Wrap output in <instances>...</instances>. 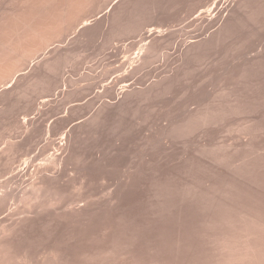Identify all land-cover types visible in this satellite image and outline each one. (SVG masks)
<instances>
[{
    "label": "rangeland",
    "instance_id": "374dc122",
    "mask_svg": "<svg viewBox=\"0 0 264 264\" xmlns=\"http://www.w3.org/2000/svg\"><path fill=\"white\" fill-rule=\"evenodd\" d=\"M53 1L56 0H52L49 4ZM104 1H106L105 4ZM109 1L112 0H101V2L95 0L82 15L93 10L98 11V8L104 10ZM223 1L220 0L219 4V0H152L147 5L146 11L144 9L145 17L140 21L142 24L139 22L140 27L144 26L143 30L134 33L136 36L131 33V36L129 34L120 38L115 36L116 39L111 38V26L107 22V15L103 16L105 20L101 18L92 21L90 26L93 27H97L101 21L103 24L102 32L93 39L87 40L84 37L82 39L79 37L80 34L73 33L72 29L68 33L66 31L63 37L57 39L59 42L55 45H60V50L62 48L64 52L66 49L72 50V59L68 53L67 57L71 60L65 57L63 61L69 62H62L61 69L48 73L51 82L45 87L39 86L42 87L41 89L39 87H34L35 90L28 89V92H25L26 96L24 95L27 99L20 95L22 99L20 96H13L11 101H3L5 104H2L0 100L3 105L0 104V191L2 190L0 196L6 194H10L9 197L12 196L0 210V224L9 223L14 228L2 240L0 264H26L25 259L29 264H45L53 253L59 256L58 259H62L63 264H227L229 262V264H253V262L264 264V255H262L264 254V9H262L264 0H253L254 4L246 8L249 11L245 9L241 12L242 23L238 24L229 37L215 43L210 41L211 44L206 45L205 41L209 42L207 40L221 25L219 9ZM24 2L25 0H0V24L5 23L13 14V17L17 14L19 16V12L22 14L24 10H28L27 14L32 11L33 15L30 14L33 17L38 16L39 20L37 17L36 20L40 22L42 17H51L57 9L50 5L52 10L49 11L48 6L45 7L48 8L46 10L42 6L35 7L34 3L30 7ZM258 6L261 7V10H258L259 14L255 13L257 9H260L256 8ZM204 9H207L206 13ZM200 10L204 11V14ZM207 11L210 12L207 13ZM254 13L256 16L253 17ZM41 15L42 17H39ZM34 19L35 17L32 23H36ZM159 26H163L160 28L165 31L167 35L165 33L164 35L167 37L162 36L163 42L157 43L152 55L158 59L159 54L162 53L165 59L161 56L158 60L156 59V63L153 62L151 68L147 67L141 73L143 82H138L137 79L132 80L134 76L127 72L124 74V71L130 65V61L136 62L134 59L138 60L139 57L147 55L144 51L148 48H143L146 47L147 41L145 39V43L143 42L145 37L142 34L152 27ZM169 35L173 36L170 38ZM200 39H202L201 42L204 39V44L200 42ZM108 40L112 42L109 43ZM166 40L169 42H165ZM170 41L171 45H169ZM196 41L199 42L198 44L201 43L202 51H195L197 56L192 51L195 54L188 56L185 47L187 55L184 56L186 54L184 46ZM181 51L185 52L184 55ZM49 52L45 56L53 54L51 49ZM142 53L145 55L141 56ZM39 60L35 61L36 67L31 66L26 71L27 77L39 67ZM123 61H126L124 71L117 70L124 74L121 73L122 77L126 75L125 79H122L124 80L122 84L121 80H118L119 82L117 79L114 80L117 74L111 73L115 72L113 69L119 67ZM247 61H255L256 65L253 70L243 74V77L240 72ZM106 69L113 71L111 73L108 71L110 75H107ZM164 78L166 80L163 81ZM160 79L163 82L159 84L163 86L157 88L158 85L157 87L153 85L156 87L155 91L150 88L148 92L153 90L151 93L145 92L146 87ZM111 81L113 84L110 83ZM114 82L118 84L113 88ZM106 84L110 85L106 86ZM103 85L109 93L106 97L103 94ZM128 85L129 88H127ZM164 86L167 88L165 89ZM124 87L129 90L143 88L144 94L141 92L143 94L141 95L138 90L139 94L135 93V97L132 95L133 98L130 99V97L128 100L130 102H124L125 105L123 103V110L122 107H118L122 106V99H124L122 93L126 90ZM33 90L36 93H33ZM80 90L82 94L71 95L72 92L77 93ZM95 93L98 95L102 93V97ZM95 95L96 99L97 96L99 98L97 100L93 98L95 100L93 104L91 99ZM43 97H48L50 102ZM44 100L49 103H43ZM76 103H82L78 104L82 106L75 108L79 113L74 112L75 109L72 113V107L69 104L74 106V104L77 105ZM104 104L112 105L107 110L106 121L93 130L88 129L87 132L82 133L83 136L78 135L81 138L78 139L80 144L75 145L76 154L68 164H63L60 171L61 165H58L56 167L58 169L51 168L50 171L39 172L35 165L39 164V160L43 158L42 155L49 151L48 154L58 151L59 143L68 138V132L71 133L72 128L79 125V122L85 123L84 120L95 114ZM229 107H234L233 110L239 107V113L237 111L234 113L232 110L231 113H227L228 115H216L217 120L213 118L210 121L211 124L197 125L195 129L177 134L179 136L173 133L168 134L169 132L165 130L173 122L181 123L185 116L189 115L188 113L207 109L229 110ZM60 116H62L61 119L58 118ZM22 117L25 119L27 117V121ZM73 118L76 120L74 121ZM55 122H64V127L60 124L61 132L55 133L56 136L50 134L52 135L50 137L47 129L55 125ZM61 127L66 128L63 131ZM242 128L244 130H241ZM51 139H54L53 142ZM9 142L16 146L12 151L7 150ZM49 143L54 144L49 146ZM47 144L52 149L44 148ZM42 174L43 176L60 175L58 186L44 185L38 193H31L32 185L41 182ZM27 193L29 194L24 200ZM248 246L254 249L251 251ZM232 249L236 250L232 252ZM241 250L240 254L244 256L240 255V257L244 261H248L246 255L249 256L248 253L251 254V252L253 256L249 259L253 261L249 260L250 262L247 263V261H240V258L238 260V251ZM254 250L256 253L253 252ZM260 257L262 259L258 260ZM222 258L225 259L222 260ZM59 261H56V264H59Z\"/></svg>",
    "mask_w": 264,
    "mask_h": 264
},
{
    "label": "bare ground",
    "instance_id": "6f19581e",
    "mask_svg": "<svg viewBox=\"0 0 264 264\" xmlns=\"http://www.w3.org/2000/svg\"><path fill=\"white\" fill-rule=\"evenodd\" d=\"M51 1L52 0H25V2L24 3H26V5L27 6H29L30 5V7H31V4H33V5H35V7L37 6H42L44 9H46L45 7H47L48 6V8H49V11H51L52 9H51V6L50 5H53L52 6V8L53 7H55V8H57L54 12H53V14H51V17H50V19H49V17L47 18L46 16H45V14H46V12H45V14H42L43 16H45V17H42V15L41 16H39V17H42L41 19H40V22L38 21L37 22V20H39V18H38V16H35L34 15V17H35V19L34 20H36V17L38 18L37 20H36V23L34 22V23H32V21H33V14H32V11L31 12H29L28 14H27V11L28 10H24V12L21 14V12H19L20 13V15L18 16V14L17 13H15V14H17L15 17H13V15L9 18V19H7V21H5V23H3V24H0V25H2V27L0 28V95H1V97H0V100L2 101V104L4 103V102H7V101H11V98L13 99V96L15 97V96H20V95H22V97L23 98H25L24 97V95L28 92V89H31V88H33L34 90H35V88L34 87H39V86H43L44 85V87H45V85H47V84H49L50 82H51V78L49 77V75H48V73H50V72H56L57 71V69L59 70V69H61V64H62V62H64L63 61V59H65V57H66V59H68V57H67V55H68V53H70V55H71V53H73L72 52V50H69V49H66L65 50V52H64V49H62L61 48V50H60V45H55L57 42H59V40H57V39H59V38H61V37H63L64 36V34H65V32L66 33H68L71 29L73 30V33H79L80 34V36L79 37H84V39L85 38H87V40H88V38H94V37H96L97 35H98V33L100 34L101 32H102V30H103V24H102V21H101V23L100 24H98L97 25V27L95 26V27H93V26H90V25H92V21H96V20H100L101 18H103V16L104 15H107V22H109L110 23V29H111V35H109V37L111 36V38L112 37H114V39H116L115 38V36L117 37V36H119V38H120V36H124V35H129L130 34V36H131V33H133V35H134V33H138V32H140V30L144 27H140V24H139V22L141 21V19L143 18V17H145V11H146V7H147V5L150 3V1H152V0H112V1H109L110 3L108 4V6L107 7H105L104 8V10H99V8H98V11H95V10H93V12H90V13H87V14H85V15H82L85 11H86V8L90 5V4H92V3H94L95 2V0H56V1H53L52 2V4H49V3H51ZM58 1V2H57ZM194 1V0H193ZM222 1V0H221ZM252 1L253 0H224L221 4H222V7H221V5H217L218 7L220 6L221 7V9H219L221 12L219 13V10L218 9H216V10H218L217 12L219 13V21H221V25L218 27V29L216 30V32H212L213 33V35H211L212 37H210V39L209 40H207V41H209V42H206L205 41V43H206V45H207V43H208V45L209 44H211L210 43V41L213 43H215V42H219L220 40H222L223 38H225V37H229V35H231L233 32H234V30L236 29V27L238 26V24H241L242 22H241V19H242V17H241V12L242 11H244L247 7H249L251 4H254V3H252ZM263 1V0H262ZM17 2V1H16ZM100 2H101V0H100ZM105 2L106 1H104L103 3L105 4ZM218 2V1H217ZM216 2V3H217ZM53 3H55V4H53ZM97 3V2H96ZM102 3V4H103ZM152 3V2H151ZM18 4V3H17ZM98 4H99V2H98ZM165 4V3H164ZM193 4V3H192ZM219 4H220V0H219ZM257 4H259V3H257ZM263 4V3H262ZM11 5V4H10ZM23 5V4H22ZM32 5V6H33ZM100 5V4H99ZM50 6V7H49ZM98 6V5H97ZM150 6V5H149ZM182 6V5H181ZM253 6V5H252ZM256 6V5H255ZM255 6H254V9H255ZM101 7H102V5H101ZM100 7V8H101ZM153 7H154V5H153ZM209 7H211V6H209ZM219 7V8H220ZM264 7V6H263ZM13 8V7H12ZM27 8V7H26ZM34 8V7H33ZM39 8V7H38ZM48 8L46 9V10H48ZM54 8V9H55ZM89 8V7H88ZM93 8V7H92ZM185 8V7H184ZM217 8V7H216ZM253 8V7H252ZM256 8H260V9H257V11L255 12V13H257V14H259L258 13V10L260 11L261 10V7H256ZM30 10H31V8H29ZM51 9V10H50ZM144 9H145V11H144ZM148 9V8H147ZM153 9V8H152ZM161 9V8H160ZM159 9V10H160ZM180 9V8H179ZM208 10H210L209 8H207ZM206 9V10H207ZM250 9V8H249ZM262 9H264V8H262ZM41 11L43 10V9H40ZM45 10V11H46ZM203 10V9H202ZM206 10L204 9V11H205V13H206ZM247 11H249L248 9H246ZM256 10V9H255ZM152 11V10H151ZM195 11V10H194ZM204 11H201L200 10V12H204ZM250 11H251V9H250ZM37 12V11H36ZM48 12V11H47ZM87 12V11H86ZM143 12H144V14H143ZM160 12V11H159ZM176 12V11H175ZM210 12V11H209ZM208 11H207V13H209ZM252 12H254V10L252 11ZM251 12V13H252ZM13 13V12H12ZM32 15H31V14ZM43 13H44V11H43ZM50 13H52V12H50ZM50 13H48L49 15H50ZM109 13V14H108ZM195 13V12H194ZM202 13L200 14L199 13V15H202ZM225 13H227V14H225ZM245 13V12H244ZM254 13V14H255ZM81 14V15H80ZM153 14V13H152ZM151 14V15H152ZM155 14V13H154ZM166 14V13H165ZM198 14V13H197ZM204 14V13H203ZM22 15V16H21ZM192 15V14H191ZM218 15V14H217ZM216 15V16H217ZM170 16V15H169ZM247 16V15H246ZM254 16H256V14L255 15H253V17ZM13 17V18H12ZM31 17V18H30ZM33 17V18H32ZM215 17V16H214ZM258 17V16H257ZM256 17V18H257ZM259 17H261V16H259ZM147 18V17H146ZM212 18V17H211ZM217 18V17H216ZM249 18H252V17H249ZM32 19V20H31ZM104 19V18H103ZM260 19V18H259ZM258 19V20H259ZM4 20V19H3ZM6 20V19H5ZM105 20V19H104ZM143 20V19H142ZM150 20V19H149ZM198 20V19H197ZM250 20V19H249ZM252 20V19H251ZM255 20V19H254ZM258 20H256V21H258ZM263 20V19H262ZM154 21V20H153ZM152 21V22H153ZM261 21V20H260ZM264 21V20H263ZM78 22V23H77ZM99 22V21H98ZM106 22V21H105ZM143 22V21H142ZM147 22V21H146ZM241 22V23H240ZM75 23H76V25H75ZM141 23V22H140ZM253 23V22H252ZM264 23V22H263ZM139 24V25H138ZM142 24V23H141ZM152 24V23H151ZM154 24V23H153ZM155 26H156V23H155ZM255 26V25H254ZM160 27H163V26H159L158 28L156 27V28H151V29H148L147 30V32L145 33V34H142L145 38L143 39V38H141V39H143V42L145 43V39H146V43L147 44H145L146 45V47L144 46V44H142L144 47V49H146V48H148V50L146 49V51H144L145 53H147V55H145V53L143 54V55H141V56H144L145 55V57H139L138 58V60H136V59H134L136 62H134V61H130V65L125 69V71H124V69L123 68H125V65H126V61H123L120 65H119V67L117 66V67H115V69H113L115 72H112V71H109V70H107L106 69V74L107 75H110L109 74V72L111 73V74H117V75H115L114 76V80L116 81V79H117V81L119 80H121V83L122 82H124V80H122L123 78L125 79V76L124 77H122V75H124L125 74V72H127V73H129L130 75H132V76H134L133 77V79L132 80H138V82H143V81H141L142 79H143V77L141 76V73L147 68V67H150L151 65H153L154 63H156V59L153 57V51H154V49H155V47H157L156 45H158L159 43H160V41H162L163 42V40H164V37H162L163 35H164V33H165V31L163 30V29H161ZM165 27V26H164ZM170 27V26H169ZM168 27V28H169ZM244 27V26H243ZM244 28H246V27H244ZM250 28V27H249ZM256 28V27H255ZM260 28H262V27H260ZM165 29V28H164ZM171 29V28H170ZM169 29V31H171ZM143 30V29H142ZM251 30V29H250ZM249 30V31H250ZM173 31V30H172ZM239 31V30H238ZM245 31V30H244ZM252 31H254V30H252ZM248 32V31H247ZM144 33V32H143ZM168 33V32H167ZM249 33H251V31L249 32ZM254 33V32H253ZM70 34V33H69ZM110 34V33H109ZM140 34V33H139ZM166 34V33H165ZM169 34V33H168ZM172 34V33H171ZM170 34V35H171ZM72 35V34H71ZM167 35V34H166ZM170 35H169V37H170ZM237 35V34H236ZM255 35V34H254ZM69 36V35H68ZM75 36V35H74ZM134 36H136V35H134ZM165 36V35H164ZM173 36V35H172ZM171 36V37H172ZM248 36V35H247ZM252 36V35H251ZM71 37V36H70ZM142 37V36H141ZM165 37H167V36H165ZM168 37V38H169ZM170 37V38H171ZM237 37H239V36H237ZM250 37V36H249ZM253 37V36H252ZM65 38V37H64ZM68 38V37H67ZM76 38H77V36H76ZM110 38V39H111ZM137 38V37H136ZM80 39V38H79ZM83 39V38H82ZM81 39V40H82ZM109 39V38H108ZM127 39V38H126ZM65 39H63V41H64ZM169 40V39H168ZM168 40H166L165 42H167ZM171 40V39H170ZM173 40V39H172ZM201 40L202 39H200V42H201ZM231 40V39H230ZM74 41H76V39L74 40ZM78 41V40H77ZM80 41V40H79ZM96 41V40H95ZM94 41V42H95ZM112 41H113V39H112ZM111 40H108V42L110 43V42H112ZM119 41V40H118ZM132 41V40H131ZM247 41V40H246ZM124 42V41H123ZM130 42V41H129ZM142 42V43H143ZM159 42V43H158ZM169 42V41H168ZM203 42H204V39H203ZM203 42H201L202 44H204ZM243 42H245V41H243ZM75 43V42H74ZM82 43V42H81ZM158 43V44H157ZM174 43V42H173ZM190 43V42H189ZM199 42L198 41H196V42H194V43H190V44H186L185 46H184V50H185V47H186V49H187V52H188V56L190 55V54H192L193 52H195V51H200L202 48H201V43L200 44H198ZM251 43V42H250ZM76 44V43H75ZM92 44V43H91ZM105 44V43H104ZM126 44H128V43H126ZM169 44V43H168ZM172 44V42L170 41V44L169 45H171ZM235 44V43H234ZM239 44V43H238ZM53 45H55L54 47H52ZM107 45V44H106ZM167 45V44H166ZM168 45V46H169ZM178 45V44H177ZM206 45H204V46H206ZM214 45V44H213ZM247 45V44H246ZM82 46V45H81ZM86 46V45H85ZM104 46V45H103ZM109 46H112V45H109ZM173 46V45H172ZM175 46V45H174ZM243 46H244V44H243ZM107 47V46H106ZM213 47V46H212ZM234 47V46H233ZM253 47V46H252ZM142 48V47H141ZM168 48V47H167ZM237 48V47H236ZM239 48V47H238ZM51 49V52L53 53H51L52 55L50 56V55H46L45 56V54H48V52H49V50ZM121 49V48H120ZM164 49V48H163ZM104 50V49H103ZM183 50V51H184ZM83 51V50H82ZM119 50H117V52H118ZM151 53H149V52ZM191 51V52H190ZM193 51V52H192ZM202 51V50H201ZM88 52V51H87ZM91 52V51H90ZM100 52V51H99ZM143 52V51H142ZM162 52V51H161ZM165 52V51H164ZM185 52H186V50H185ZM184 52V53H185ZM187 52H186V54L184 55V53L181 51V53H183V55L184 56H186L187 55ZM259 52V51H258ZM50 53V52H49ZM149 53V54H148ZM160 53V52H159ZM196 53V56H197V52H195ZM195 53H193L192 55H194ZM88 54V53H87ZM116 54V53H115ZM127 54H129V53H127ZM165 54V53H164ZM199 54V53H198ZM97 55V54H96ZM131 55V54H130ZM166 55L168 56V54L166 53ZM165 55V57H167ZM48 56H50V57H48ZM128 56V55H127ZM161 56H162V59L164 58V56L162 55V53L161 54H159V58H161ZM191 56V55H190ZM245 56V55H244ZM262 56H263V54H262ZM43 57V58H42ZM74 57V56H73ZM112 57V56H111ZM116 57V56H115ZM118 57V56H117ZM123 57V56H122ZM199 57V56H198ZM247 57V56H246ZM71 59H72V55H71V57H70ZM158 58V59H159ZM40 59V60H39ZM71 59H68L69 61L71 60ZM74 59V58H73ZM108 59V58H107ZM157 59V60H158ZM165 59V58H164ZM251 59V58H250ZM254 59V58H253ZM259 59V58H258ZM37 60H39L38 61V66L39 67H37L36 69H35V72L33 73V74H31V76H29V77H27L28 75H26V71L31 67V66H34L35 64H36V62L35 61H37ZM68 60H66V61H68ZM129 60V59H128ZM128 60H127V62H128ZM65 61V62H66ZM68 61V62H69ZM160 61V60H159ZM262 61V60H261ZM264 61V60H263ZM64 62V63H65ZM67 62V64H69ZM76 62V61H75ZM79 62H81V61H79ZM154 62V63H153ZM64 63H63V65H64ZM40 64V65H39ZM67 64H65V65H67ZM37 65V64H36ZM75 65V64H74ZM255 61H247L244 65H243V69L241 70V72H240V75L241 76H243V74H245V73H248L249 72V70H253V68L255 67ZM58 66H60V68H58ZM70 66V65H69ZM34 67H36V66H34ZM65 67V66H64ZM81 67V66H80ZM106 68V67H105ZM114 68V67H113ZM151 68V67H150ZM241 68V67H240ZM257 68V67H256ZM255 68V69H256ZM34 69V68H33ZM62 69H64V68H62ZM67 69V68H66ZM239 69V68H238ZM254 69V70H255ZM261 69V68H260ZM75 70V69H74ZM73 70V71H74ZM120 70V71H124V74L122 73V75H121V73L120 72H118V71ZM109 71V72H108ZM116 71H117V73H116ZM32 72V71H31ZM79 72V71H78ZM108 72V73H107ZM118 73H120L119 75H118ZM233 73H235V71H233ZM238 73V72H237ZM252 73V72H251ZM256 73V72H255ZM51 74V73H50ZM56 74V73H55ZM106 74H105V76H106ZM53 75V74H52ZM75 75H77V74H75ZM89 75V74H88ZM88 75H86V76H88ZM96 75V74H95ZM259 75V74H258ZM62 76V75H61ZM86 76H85V79H86ZM128 76V75H127ZM150 76V75H149ZM167 76V75H166ZM231 76V75H230ZM255 76V75H254ZM63 77V76H62ZM90 77V76H89ZM89 77H87V78H89ZM108 77V76H107ZM144 77H145V75H144ZM244 77V76H243ZM250 77V76H249ZM82 78H84V77H82ZM91 78V77H90ZM113 78V77H112ZM129 78L131 79V77L129 76ZM135 78V79H134ZM142 78V79H141ZM147 78H148V76H147ZM166 78V77H165ZM163 79V81L164 80H166V79ZM237 79V78H236ZM241 79V78H240ZM70 80V79H69ZM72 80V82H74V80H73V78L71 79ZM79 80V79H78ZM88 80V79H87ZM108 80V79H107ZM148 80V79H147ZM229 80V79H228ZM245 80V79H244ZM19 81V82H18ZM54 81V80H53ZM118 81V82H119ZM161 81H162V79H160V80H158V81H154V82H152L151 83V85H149L148 87H146V89H147V91H145V89H144V91L146 92V93H151L154 89L156 90V87H157V85H158V87L157 88H159V86L161 87V86H163V85H160L161 84ZM162 81V82H163ZM223 81V80H222ZM241 81V80H240ZM264 81V80H263ZM18 82V83H17ZM72 82H71V85L73 86V84H72ZM104 82H106V81H104ZM109 82V81H108ZM113 81H111L110 83H112ZM118 82H114V85H113V88H114V86L116 85V84H118ZM234 82V81H233ZM244 82V81H243ZM60 83V82H59ZM88 83V82H87ZM107 83V82H106ZM134 83H136V81H134ZM160 83V84H159ZM238 83V82H237ZM263 83V82H262ZM14 84H17V85H14ZM52 84V83H51ZM70 84V83H69ZM113 84V83H112ZM123 84V83H122ZM137 84V83H136ZM57 85V84H56ZM105 85V84H104ZM104 85H103V87H102V89H103V94L105 95V97L107 96V95H109V93H107V89H105V87H104ZM110 85V84H109ZM109 85H107L106 84V86H109ZM133 85V84H132ZM135 85V84H134ZM153 85H156V87L155 86H153ZM167 85V84H166ZM239 85V84H238ZM49 86V85H48ZM120 86V85H119ZM152 86V87H151ZM168 86V85H167ZM167 86L165 87V89L167 88ZM43 87V88H44ZM53 87V86H52ZM111 87H112V85H111ZM127 87V86H126ZM155 87V88H154ZM163 87V88H164ZM235 87V86H234ZM40 88V87H39ZM42 88V87H41ZM40 88V89H41ZM54 88V87H53ZM71 88V87H70ZM75 87L73 86V89H74ZM108 88V87H107ZM113 88H112V90H113ZM125 88V87H124ZM127 88H129V85H128V87ZM138 88V87H137ZM153 88V90L152 91H149L148 92V89L149 90H151V89ZM246 88H247V86H246ZM256 88V87H255ZM57 89V88H56ZM109 89V88H108ZM123 89V88H122ZM126 89V88H125ZM34 90L32 91L33 93H36V92H34ZM76 90V89H75ZM112 90H109L110 92L112 91ZM138 90H140V88H138ZM138 90H136L135 88H132L131 90H129V89H126L125 91H123V97L122 98H124V99H122L121 101H122V106H119L118 108H123L124 107V105L126 104V103H124V102H126V101H128V100H130V99H132L133 97H132V95L135 97V93H137V94H139V92H137ZM154 90V91H155ZM232 90V89H231ZM252 90H255V89H252ZM36 91H38V90H36ZM41 91H43V90H41ZM85 91V90H84ZM224 91V90H223ZM26 92V93H25ZM45 92V91H44ZM70 92V91H69ZM80 92H82L81 90L80 91H78L77 93H71V95H75V94H82V93H80ZM102 92V91H101ZM122 92V91H121ZM143 93V88H141V90H140V93ZM243 92V91H242ZM33 93H31V94H33ZM42 93V92H41ZM52 93V92H51ZM54 93V92H53ZM91 93V92H90ZM97 93H98V91H97ZM100 93V92H99ZM141 93V95H143ZM217 93H218V91H217ZM230 93V92H229ZM240 93V92H239ZM92 94V93H91ZM96 94V93H95ZM135 94V95H134ZM226 94V93H225ZM232 94V93H231ZM234 94V93H233ZM28 95V94H27ZM37 95V94H36ZM46 95V94H45ZM68 95V94H67ZM70 95V94H69ZM70 95V97L72 98V96ZM96 95H98V94H96ZM96 95H95V97H92V99L91 100H93V98L94 99H96ZM101 95V96H100ZM104 95H103V97H104ZM140 95V96H141ZM219 95V94H218ZM237 95H238V93H237ZM26 96V95H25ZM49 96V95H48ZM84 96V95H83ZM90 96V95H89ZM94 96V95H93ZM98 96H100V97H102V93L101 94H99ZM97 96V99L99 98ZM207 96V95H206ZM220 96V95H219ZM223 96H224V94H223ZM227 96V95H226ZM229 96H231V95H229ZM233 96V95H232ZM242 96V95H241ZM254 96V95H253ZM31 97V96H30ZM76 97V96H75ZM74 97V98H75ZM88 97V96H87ZM131 97V98H130ZM249 97V96H248ZM4 98V99H3ZM20 98H21V96H20ZM36 98V97H35ZM44 99H46V100H50V99H47L46 97H43ZM130 98V99H129ZM208 98V97H207ZM227 98V97H226ZM231 98V97H230ZM229 98V99H230ZM239 99H240V97H238ZM246 98H247V96H246ZM3 99V100H2ZM17 99H18V97H17ZM16 99V100H17ZM22 99V98H21ZM25 99H27V98H25ZM61 99V98H60ZM66 99V98H65ZM84 99V98H83ZM89 99V98H88ZM96 99V100H97ZM223 100H224V98H222ZM234 98L232 97V100H233ZM37 100V99H36ZM70 100V99H69ZM75 101H76V98L74 99ZM100 100V99H99ZM217 100H219L218 98H217ZM222 100V101H223ZM4 101V102H3ZM31 101V100H30ZM29 101V102H30ZM42 101H43V99H42ZM45 101V100H44ZM48 101H45V102H43V103H47ZM63 101V100H62ZM78 101V100H77ZM85 101V100H84ZM94 101L95 100H93L91 103H93L94 104ZM110 101V100H109ZM17 102H19V101H17ZM22 102V101H21ZM25 102H27V101H25ZM50 102V101H49ZM48 102V103H49ZM52 102V101H51ZM90 102V101H89ZM106 102V101H105ZM128 102H130V101H128ZM127 102V103H128ZM198 102V101H197ZM214 102H215V100H214ZM218 102V101H217ZM228 102V101H227ZM238 102V101H237ZM241 102V101H240ZM250 102H252V101H250ZM32 103V102H31ZM71 103V102H70ZM90 103V104H91ZM121 103V102H120ZM123 103H124V105H123ZM209 103V102H208ZM216 103V102H215ZM214 103V104H215ZM220 103V102H219ZM229 103V102H228ZM231 103H233V102H231ZM230 103V104H231ZM1 104V103H0ZM1 104V105H2ZM5 104V103H4ZM28 104V103H27ZM30 104V103H29ZM51 104V103H50ZM60 104V103H59ZM77 104V103H76ZM78 104H82V103H78ZM75 105L74 104V106H71L70 104H69V106L70 107H72L71 109H72V113H74V112H76V113H79V112H77L78 110H76V109H78L80 106H82V105ZM108 104V103H107ZM102 105L99 109H98V111H96V113L95 114H93L92 116H88V119H85L84 120V122L85 123H82V124H80L81 122H83V121H81V122H79V125L77 126L76 124H73L72 122V124L73 125H76V127L75 126H73L71 123H70V125L71 126H73V127H75V128H72L73 129V131L71 130V133H69L68 132V135L69 136H67L68 138H66V140L64 141L63 139H65V138H63L62 140L64 141V142H60L59 143V149H58V151L56 150L55 152H53V153H51V154H48L50 151V149H52L51 147H48V144L46 145V146H44V148H49V152L48 153H46L44 156L42 155V157L43 158H41V160H39L40 162H39V164H37V165H35L36 166V168H37V170L39 171V172H44V171H50L51 170V168H55V169H58V168H56L58 165H61V168H60V166H59V171H60V169H62V166H63V164L64 165H66V164H68V162L70 161V159L76 154L75 153V145H77V143H79L80 144V142H79V140L81 139V138H79L78 137V135L79 136H81V134L83 133H85V131L87 132V130L89 129V130H93V129H95V127L97 126V125H101V124H104V122L106 121V119H107V110L112 106V105ZM207 104V103H206ZM213 104V105H214ZM222 104H224V103H222ZM240 104V103H239ZM243 104V103H242ZM260 104V103H259ZM12 105V104H11ZM35 105V104H34ZM42 105V104H41ZM66 105V104H65ZM98 105V104H97ZM209 105H211V104H209ZM3 106V105H2ZM15 106V105H14ZM45 106V105H44ZM59 106V105H58ZM89 106V105H88ZM223 106V105H222ZM222 106H220V107H222ZM228 106V105H227ZM238 106H240V105H238ZM245 106V105H244ZM25 107V106H24ZM27 107H28V105H27ZM41 107V106H40ZM39 107V108H40ZM60 107V106H59ZM90 107V106H89ZM88 107V108H89ZM216 107V106H215ZM214 107V108H215ZM243 107V106H242ZM76 108V109H75ZM81 108V107H80ZM218 108V107H217ZM230 108V107H229ZM228 108V109H229ZM232 108V109H231ZM229 110H226V109H224L223 110V108H222V110H220V109H207V110H198V111H195V112H191V113H188L189 115L187 116H185L186 118L181 122V123H176V122H173L172 124H169L170 126L167 128V129H165L167 132H169L168 134H171L172 135V133L173 134H175V135H177V134H182L183 132H186V131H189L190 129H193L195 126H197V125H202L203 126V124H208V123H210V121H212V119L213 118H215L216 119V115H219V116H221L220 114H223L222 116H224V114H226V115H228L229 113H231L232 112V110H233V108L234 107H231ZM239 108V107H238ZM238 108H235L234 110H233V112L235 111H239V109ZM4 109V108H3ZM50 109V108H49ZM57 109V108H56ZM75 109V110H74ZM252 109V108H251ZM5 110V109H4ZM12 110V109H11ZM24 110V109H23ZM73 110H74V112H73ZM122 110V109H121ZM123 110H124V108H123ZM241 110V109H240ZM245 110V109H244ZM249 110V109H248ZM2 111V110H1ZM25 111H27V110H25ZM51 111H53V110H51ZM88 111V110H87ZM231 111V112H230ZM247 111V110H246ZM17 112V111H16ZM19 112V111H18ZM21 112V111H20ZM50 112V111H49ZM234 112V113H235ZM236 112V113H237ZM245 112V111H244ZM3 113V112H2ZM10 113H12V111L10 112ZM52 113V112H51ZM228 113V114H227ZM233 113V114H234ZM239 113V112H238ZM25 114V113H24ZM60 114V113H59ZM119 114V113H118ZM5 115V114H4ZM16 115H17V113H16ZM26 115V114H25ZM83 115V114H82ZM225 115V116H226ZM236 115V114H235ZM235 115H233V117L235 116ZM253 115V114H252ZM77 116V115H76ZM75 116V117H76ZM244 116V115H243ZM4 117V116H3ZM11 117V116H10ZM20 117V116H19ZM61 117L62 116H60V117H58V118H60L61 119ZM232 117V116H231ZM15 118V117H14ZM23 118V117H22ZM29 118H31V117H29ZM33 118V117H32ZM58 118H57V121H58ZM222 118V117H221ZM1 119V118H0ZM21 119V118H20ZM24 120H26L27 119V117H26V119H25V117L23 118ZM63 119V118H62ZM7 120V119H6ZM17 120V119H16ZM64 120V119H63ZM62 120V121H63ZM73 120L75 121L76 119H74L73 118ZM72 120V121H73ZM172 120V119H171ZM217 120V119H216ZM221 120V119H220ZM5 121V120H4ZM18 121V120H17ZM27 121V120H26ZM30 121V120H29ZM28 121V122H29ZM177 121V120H176ZM223 121V120H222ZM41 122V121H40ZM4 123V122H3ZM6 123V122H5ZM26 123V122H25ZM24 123V124H25ZM64 123V122H63ZM63 123H56L55 122V125L53 124L52 126H49V128L47 129L48 130V133H49V136L50 137H52V135L54 134L55 135V133H60L61 131H60V124H62L61 126H63ZM76 123H78V122H76ZM215 123V122H214ZM43 124V123H42ZM120 124V123H119ZM211 124V123H210ZM213 124V123H212ZM217 124V123H216ZM0 125H1V123H0ZM28 125V124H27ZM69 125V126H70ZM115 125V124H114ZM215 125V124H214ZM253 125V124H252ZM47 126V125H46ZM165 126V125H164ZM205 126V125H204ZM208 126V125H207ZM216 126V125H215ZM243 126H246V125H243ZM247 126H248V124H247ZM10 127V126H9ZM11 127H13V126H11ZM20 127V126H19ZM26 127V126H25ZM38 127V126H37ZM64 127V126H63ZM92 127H94V128H92ZM99 127V126H98ZM31 128V127H30ZM62 128V127H61ZM66 128V127H65ZM65 128H62V130L64 131V129ZM90 128H92V129H90ZM113 128V127H112ZM122 128V127H121ZM166 128V127H165ZM197 128V127H196ZM11 129V128H10ZM16 129H17V127H16ZM36 129V128H35ZM195 129V128H194ZM252 129V128H251ZM259 129V128H258ZM27 130V129H26ZM26 130H25V132H26ZM34 130V129H33ZM38 130V129H37ZM241 130H244L243 128L241 129ZM246 130V129H245ZM29 131V130H28ZM161 131V130H160ZM166 131H165V133H166ZM247 131V130H246ZM245 131V132H246ZM42 132V131H41ZM128 132V131H127ZM192 132H194V131H192ZM241 132V131H240ZM122 133V132H121ZM190 133H191V131H190ZM247 133V132H246ZM259 133V132H258ZM50 134H52V135H50ZM83 134H82V136H83ZM87 134V133H86ZM187 134V133H186ZM243 134V133H242ZM251 133H249V135H250ZM37 135V134H36ZM57 135V134H56ZM55 135V136H56ZM187 135H190V134H187ZM11 136V135H10ZM124 136V135H123ZM177 136H179V135H177ZM45 137V136H44ZM85 137V136H84ZM10 138V137H9ZM43 138V137H42ZM87 138H88V136H87ZM12 139H14L13 137H12ZM79 139V140H78ZM4 140V139H3ZM5 140H6V138H5ZM54 140V139H53ZM53 140L51 139V141L53 142ZM7 141H9V140H7ZM10 141H11V139H10ZM123 141V140H122ZM15 142V141H14ZM119 142V141H118ZM10 143V142H9ZM54 143H49V146H52ZM118 144V143H117ZM246 145L247 144H245V149H247L246 148ZM4 147V146H3ZM5 147H6V145H5ZM16 146H15V144L14 143H10V144H8V149L7 150H9V151H12L14 148H15ZM220 147V146H219ZM224 148V147H223ZM222 148V149H223ZM250 147L248 146V149H249ZM217 149H218V147H217ZM256 149V148H255ZM40 150H42V149H40ZM44 150V149H43ZM208 150V149H207ZM211 150V149H210ZM210 150H209V152H210ZM219 150V149H218ZM217 150V151H218ZM227 151H228V149H226ZM44 151H46V150H44ZM230 151V150H229ZM257 151V150H256ZM42 152V154H43V151H41ZM204 152V151H203ZM209 152H207V153H209ZM226 152V151H225ZM251 152V151H250ZM4 153V152H3ZM38 153V152H37ZM197 153V152H196ZM213 153H215V152H213ZM218 153H219V151H218ZM9 154V153H8ZM16 154V153H15ZM217 154V153H216ZM14 155V154H13ZM40 155H41V153H40ZM39 155V156H40ZM202 155V154H201ZM200 155V156H201ZM210 155H211V153H210ZM215 155V154H214ZM9 156V155H8ZM38 156V155H37ZM204 156V155H203ZM208 156V155H207ZM226 156V155H225ZM10 157V156H9ZM205 157V156H204ZM209 157V156H208ZM229 157V156H228ZM254 157V156H253ZM258 157V156H257ZM207 158V157H206ZM221 158V157H220ZM243 158V157H242ZM217 159V158H216ZM229 159V158H228ZM73 160V159H72ZM208 160V159H207ZM213 160H214V158H213ZM218 160V159H217ZM222 160H223V158H222ZM246 160V159H245ZM189 162V161H188ZM254 162V161H253ZM260 162V161H259ZM213 163V162H212ZM218 163V162H217ZM223 163V162H222ZM225 163V162H224ZM113 164V163H112ZM214 164V163H213ZM235 164V163H234ZM233 164V165H234ZM260 164V163H259ZM103 165V164H102ZM227 165V164H226ZM236 165V164H235ZM192 166V165H191ZM254 166V165H253ZM219 167V166H218ZM234 167V166H233ZM103 168V167H102ZM187 168V167H186ZM190 168V167H189ZM193 168V167H192ZM212 168V167H211ZM230 168V167H229ZM248 168V167H247ZM235 169V168H234ZM258 169V168H257ZM18 170V169H17ZM194 170V169H193ZM251 170V169H250ZM56 171H58V170H56ZM94 171V170H93ZM239 171V170H238ZM2 172V171H1ZM18 172V171H17ZM16 172V173H17ZM92 172V171H91ZM140 173V172H139ZM44 174V173H43ZM43 174H42V177H41V182L40 183H34L33 185H32V188H31V193H38L41 189H42V187L44 186V185H48V187L49 186H51V185H53V184H55L56 186H58V184H59V179H61L60 178V175L59 176H43ZM60 174V173H59ZM251 174V173H250ZM105 175V174H104ZM187 175V174H186ZM204 175V174H203ZM248 175H249V173H248ZM41 176V175H40ZM63 176V175H62ZM237 176V175H236ZM243 176V175H242ZM106 177V176H105ZM6 178V177H5ZM200 178V177H199ZM208 178V177H207ZM206 178V179H207ZM244 178V177H243ZM105 179V178H104ZM107 179V178H106ZM215 179V178H214ZM246 179H248V178H246ZM1 180V179H0ZM34 181V180H33ZM232 181V180H231ZM155 182V181H154ZM157 182H159V181H157ZM168 182V181H167ZM228 182V181H227ZM83 184V183H82ZM156 184V183H155ZM159 184V183H158ZM182 184V183H181ZM208 184V183H207ZM7 185V184H6ZM136 185V184H135ZM84 186V185H83ZM161 186V185H160ZM159 186V187H160ZM170 186V185H169ZM233 186V185H232ZM1 187V186H0ZM178 187V186H177ZM189 187V186H188ZM211 187V186H210ZM158 188V187H157ZM161 188V187H160ZM164 188H165V186H164ZM169 188V187H168ZM186 188V187H185ZM209 188V187H208ZM227 188V187H226ZM5 189V188H4ZM149 189H150V187H149ZM191 189V188H190ZM224 189V188H223ZM77 190V189H76ZM193 190V189H192ZM200 190V189H199ZM239 190V189H238ZM243 190V189H242ZM2 191V190H1ZM0 191V192H1ZM182 191V190H181ZM202 191V190H201ZM214 191V190H213ZM217 191V190H216ZM29 192V193H30ZM166 192V191H165ZM183 192V191H182ZM221 192V191H220ZM228 192V191H227ZM10 193V192H9ZM29 193H27L25 196H24V200H26V198H27V196H28V194ZM46 193V192H45ZM188 193H190V191H188ZM187 193V194H188ZM198 193V192H197ZM2 194V193H1ZM65 194V193H64ZM132 194V193H131ZM183 194V193H182ZM185 194V193H184ZM217 194V193H216ZM10 195V194H9ZM9 195L8 194H6V195H1L0 196V210H2L3 208H4V206L6 205V203H7V201L9 200V198L10 197H12V196H10L9 197ZM211 195V194H210ZM221 195V194H220ZM43 196V195H42ZM127 196V195H126ZM136 196V195H135ZM162 196V195H161ZM184 196V195H183ZM209 196V195H208ZM222 196V195H221ZM252 196V195H251ZM117 197V196H116ZM130 197V196H129ZM157 197V196H156ZM170 197V196H169ZM176 197V196H175ZM187 197H189V196H187ZM213 196H211V198H212ZM215 197V196H214ZM121 198V197H120ZM161 198V197H160ZM196 198V197H195ZM207 198V197H206ZM103 199V198H102ZM158 199V198H157ZM181 199V198H180ZM182 199H184V198H182ZM23 200V201H24ZM165 200V199H164ZM179 200V199H178ZM53 201V200H52ZM133 201V200H132ZM161 201V200H160ZM167 201H168V199H167ZM136 202V201H135ZM157 202V201H156ZM171 202V201H170ZM182 202V201H181ZM216 202V201H215ZM112 203V202H111ZM168 203V202H167ZM187 203V202H186ZM192 203V202H191ZM31 204V203H30ZM83 204V203H82ZM129 204V203H128ZM134 204V203H133ZM158 204V203H157ZM165 204V203H164ZM173 204V203H172ZM256 204V203H255ZM77 205V204H76ZM208 205V204H207ZM213 205V204H212ZM220 205V204H219ZM253 205V204H252ZM40 206V205H39ZM38 206V207H39ZM72 206V205H71ZM105 206V205H104ZM109 206V205H108ZM146 206V205H145ZM160 206H162V204L160 205ZM165 206V205H164ZM178 206V205H177ZM30 207V206H29ZM155 207H156V205H155ZM172 207H173V205H172ZM76 208H78V207H76ZM144 208V207H143ZM158 208V207H157ZM166 208V207H165ZM171 208V207H170ZM212 208V207H211ZM41 209V208H40ZM96 209V208H95ZM149 209V208H148ZM163 209V208H162ZM162 209H161V211H162ZM172 209V208H171ZM208 209V208H207ZM218 209V208H217ZM50 210V209H49ZM59 210V209H58ZM66 210V209H65ZM167 210V209H166ZM137 211V210H136ZM241 211V210H240ZM166 212V211H165ZM171 212V211H170ZM243 212V211H242ZM7 213V212H6ZM181 213V212H180ZM164 214V213H163ZM215 214V213H214ZM34 215V214H33ZM159 215V214H158ZM165 215V214H164ZM181 215V214H180ZM52 216V215H51ZM104 216V215H103ZM202 216V215H201ZM207 216V215H206ZM93 217V216H92ZM164 217H166V216H164ZM173 217V216H172ZM20 218V217H19ZM24 218V217H23ZM148 218V217H147ZM183 218V217H182ZM189 218V217H188ZM76 219V218H75ZM138 219V218H137ZM179 219V218H178ZM17 220H19V219H17ZM60 220V219H59ZM115 220H116V218H115ZM162 220V219H161ZM212 220V219H211ZM213 220H215V219H213ZM155 221V220H154ZM178 221V220H177ZM20 222V221H19ZM28 222V221H27ZM62 222V221H61ZM186 222V221H185ZM202 222H203V220H202ZM123 223V222H122ZM136 223V222H135ZM182 223V222H181ZM12 224V223H11ZM187 224V223H186ZM15 225V224H14ZM19 225V224H18ZM24 225V224H23ZM129 225V224H128ZM133 225V224H132ZM86 226V225H85ZM138 226V225H137ZM174 226V225H173ZM46 227V226H45ZM71 227V226H70ZM172 227V226H171ZM12 226L11 225H9V223L8 224H0V254H1V249H2V240L4 239V236L6 237V235L8 234V232H10L11 230H12ZM56 228V227H55ZM126 228V227H125ZM14 229V228H13ZM16 229V228H15ZM165 229V228H164ZM250 229V228H249ZM81 230V229H80ZM154 230V229H153ZM166 230V229H165ZM13 232V231H12ZM133 232V231H132ZM169 232H171V231H169ZM148 233H149V231H148ZM165 234V233H164ZM121 235V234H120ZM159 235V234H158ZM238 235V234H237ZM116 236V235H115ZM131 236V235H130ZM168 236V235H167ZM126 237V236H125ZM178 237V236H177ZM247 237V236H246ZM10 238V237H9ZM80 238V237H79ZM179 238V237H178ZM235 238V237H234ZM240 238V237H239ZM243 238H245V237H243ZM92 239V238H91ZM113 239V238H112ZM171 239V238H170ZM190 239V238H189ZM238 239V238H237ZM125 240V239H124ZM128 240V239H127ZM149 240V239H148ZM250 240V239H249ZM175 241V240H174ZM247 241V240H246ZM255 241H257V240H255ZM42 242V241H41ZM70 242V241H69ZM110 242V241H109ZM113 242V241H112ZM115 242V241H114ZM138 242V241H137ZM156 242V241H155ZM159 242V241H158ZM185 242V241H184ZM253 242V241H252ZM51 243V242H50ZM124 243V242H123ZM157 243V242H156ZM23 244V243H22ZM66 244V243H65ZM119 244V243H118ZM165 244V243H164ZM180 244V243H179ZM237 244V243H236ZM244 244V243H243ZM261 244V243H260ZM70 245V244H69ZM124 245V244H123ZM151 245H153V244H151ZM226 245V244H225ZM228 245V244H227ZM252 245V244H251ZM250 245V246H251ZM119 246V245H118ZM117 246V247H118ZM143 246V245H142ZM141 246V247H142ZM234 246V245H233ZM30 247V246H29ZM37 247V246H36ZM109 247V246H108ZM245 247H247V245L245 246ZM244 247V248H245ZM249 247V246H248ZM257 247V246H256ZM263 247V246H262ZM140 248V247H139ZM156 248V247H155ZM237 248V247H236ZM243 248V247H242ZM46 249V248H45ZM249 249H251V251H252V249H254V247L252 248H250L249 247ZM249 249L248 250H246L247 252L249 251ZM261 249V248H260ZM227 250V249H226ZM233 250H236V249H232V252H233ZM244 250V249H243ZM256 250V249H255ZM255 250L253 251V252H255ZM87 251V250H86ZM110 251V250H109ZM30 252V251H29ZM31 252H32V250H31ZM104 252V251H103ZM239 252V257H238V260H239V258L241 259L240 261H242L243 259L241 258V257H243L242 256V254H240V252H242V250L241 251H238ZM244 252H245V250H244ZM243 252V254H246V253H244ZM20 253V252H19ZM40 253V252H39ZM102 253V252H101ZM108 253V252H107ZM119 253V252H118ZM226 253V252H225ZM256 253V252H255ZM23 254V253H22ZM35 254V253H34ZM86 254V253H85ZM100 254V253H99ZM136 254V253H135ZM164 254V253H163ZM184 254V253H183ZM234 254V253H233ZM249 254V256H247L246 255V258H248V261H247V263H249L250 261L252 262L253 260H250L251 258H252V252H251V254L250 253H248ZM254 254V253H253ZM257 254H258V252H257ZM260 254V253H259ZM223 255H224V253H223ZM240 255H241V257H240ZM262 255H264V254H262ZM35 256V255H34ZM44 256V255H43ZM126 256V255H125ZM141 256V255H140ZM178 256V255H177ZM218 256H219V254H218ZM251 256V257H250ZM18 257V256H17ZM20 257V256H19ZM135 257V256H134ZM225 257H228V255L226 256L225 255ZM237 257V256H236ZM236 257H234V258H236ZM259 257V256H258ZM264 257V256H263ZM59 258V256L57 255V254H55V253H53L52 255H51V257L48 259V262H46L45 264H56V261L58 262V260H60L59 261V264H63V262H62V259H58ZM230 258V257H229ZM245 258V257H244ZM250 258V259H249ZM253 258H255V257H253ZM67 259V258H66ZM88 259V258H87ZM134 259V258H133ZM152 259V258H151ZM218 259V258H217ZM223 259H225V258H222V260ZM232 259V258H231ZM256 259V258H255ZM260 259H262L261 257L258 259V260H260ZM264 259V258H263ZM29 260V259H28ZM37 260V259H36ZM156 260V259H155ZM161 260V259H160ZM175 260V259H174ZM187 260V259H186ZM228 261L230 260V259H227ZM250 260V261H249ZM17 261V260H16ZM88 261V260H87ZM111 261V260H110ZM146 261V260H145ZM176 261V260H175ZM226 261V260H225ZM224 261V262H225ZM244 261V260H243ZM246 261H244V262H246ZM24 262L26 263V264H29L28 263V261L25 259L24 260ZM41 262V261H40ZM45 262V261H44ZM140 262V261H139ZM231 262H233V261H231ZM257 262V261H256ZM261 262H262V260H261ZM260 262V263H261ZM263 262H264V260H263ZM19 263V262H18ZM230 263V262H229ZM229 263H227V264H229ZM242 263V262H241ZM255 262H253V264H254ZM33 264V263H32ZM37 264V263H36ZM141 264V263H140ZM151 264V263H150ZM162 264V263H161ZM183 264V263H182ZM224 264H226V263H224ZM234 264V263H233ZM236 264H238V263H236ZM263 264V263H262Z\"/></svg>",
    "mask_w": 264,
    "mask_h": 264
}]
</instances>
